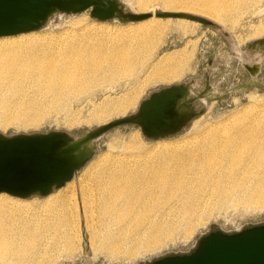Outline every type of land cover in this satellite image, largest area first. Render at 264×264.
<instances>
[{
    "label": "bare ground",
    "instance_id": "1",
    "mask_svg": "<svg viewBox=\"0 0 264 264\" xmlns=\"http://www.w3.org/2000/svg\"><path fill=\"white\" fill-rule=\"evenodd\" d=\"M163 1L164 11L213 16L226 23L230 18L227 12L238 10L250 0ZM140 2L146 6L148 0ZM222 11L226 14H220ZM161 19L153 16L140 21L136 28L141 44L138 48L119 40L90 45L85 37L84 41L71 36L43 40L32 33L20 35L21 39L1 40L0 117L4 122H36L43 112L36 110V99H25L20 109L12 111L11 98L21 99L34 91L59 107L102 80L119 77L133 78L136 84L128 93L104 100L90 119L101 122L125 114L135 106L145 86L179 79L186 69L190 56L183 48L165 54L148 71L145 59L136 58V51L151 46L157 36L192 31L183 23L188 19L179 18L182 22L174 23L172 18L167 22ZM254 33L262 35L264 25ZM252 56L258 66L264 61V50ZM143 72L146 76L141 80ZM248 118L244 121L242 117L226 128L227 134L214 132L197 146L179 149V145L168 143L154 158L139 160L138 154L136 159L109 160L94 173L93 186L83 190L73 205L65 198L55 200L43 204L42 213L0 193V264H53V251L71 253L76 238L84 240L79 231L82 221L94 250L113 255L120 252L131 258L161 247L183 228L191 233L215 202L224 205L243 199L264 205V121Z\"/></svg>",
    "mask_w": 264,
    "mask_h": 264
},
{
    "label": "rangeland",
    "instance_id": "2",
    "mask_svg": "<svg viewBox=\"0 0 264 264\" xmlns=\"http://www.w3.org/2000/svg\"><path fill=\"white\" fill-rule=\"evenodd\" d=\"M118 2L125 12L152 13L155 10L165 9L163 0H148L146 6H143L140 0H118ZM227 13L230 18L226 23H220L213 16L203 15L213 21L215 25L201 24L191 20L183 21L186 26L192 29L191 32L185 35L169 31L157 36L154 43L145 50L142 48L139 52L136 51L137 59H145L146 71L150 70L152 64L165 54L180 51L182 48L189 51L190 58L179 79L155 82L145 86L139 94L135 106L128 109L125 114L113 115L108 120L101 122L90 119L91 114L104 100L116 98L131 91L136 84V80L133 78L119 77L114 81L102 80L88 92L69 97L68 101L59 107H55L51 102L47 103L48 98L42 97L34 91H30L21 99L12 97L10 100L12 111L20 109V105L25 99L32 98L37 101L36 110L43 111L42 117L36 122L25 123L19 120L4 122L1 116L0 133L15 135L65 131L74 136H81L95 127L135 113L141 102L156 90L177 84L191 83L192 96H200L190 103V107L196 112L195 117L179 133L161 138H149L136 124L121 125L106 132L95 141L91 160L63 187L55 189L47 196L35 194L28 198H18L7 193L2 196L12 197L32 209L42 210V213H44L42 205L50 204L55 200L65 198L73 205L76 199L79 201L83 190L87 191L93 186L95 182L93 176L109 160L136 159L138 154L137 159L139 160L148 157L154 158L159 152L158 150L165 148L168 143L169 146L179 145V149H181L180 146H183L182 148L197 146L198 142L216 131L227 134L226 128L234 125L242 117L244 121L246 117L264 121L263 88L259 86L236 87L255 79L264 82V61L259 63L257 72L254 73L250 70L257 64L251 60L252 55L257 51L264 50V42H260V39L264 38V33L254 35L256 28L264 25V0L247 1L238 10L230 14ZM220 14L226 13L222 11ZM161 21L167 22L168 20L162 18ZM170 21L174 23L181 20L172 18ZM140 24L141 22L125 20L119 16L109 20H99L91 16L90 10H87L81 13L55 14L43 27L29 33L39 39L50 40L52 38L54 41L71 37L84 41L86 38L90 45L101 41L111 44V42L119 40L118 43L125 41L138 48L141 44L136 28ZM29 33L7 36L8 38L0 37V41L21 39L20 35ZM249 59L250 61H248ZM145 76L146 73L143 72L139 78L143 80ZM210 89L211 91L208 92ZM207 94H211L209 99L204 98ZM77 200L76 202H78ZM258 224H264V205L261 203L243 199L229 201L224 205L215 202L203 222H198L191 233H185L183 228L167 239V242L161 247L143 251L138 256L130 258L121 255L120 252L113 255L94 250L88 242L89 230L86 228L85 222L82 221L79 231L80 237L82 235L85 237L84 240L77 241L76 238L75 251L71 253L65 252L63 249L53 251V264H145L166 255L191 252L199 238L212 230L235 232ZM84 249L85 251H83Z\"/></svg>",
    "mask_w": 264,
    "mask_h": 264
},
{
    "label": "water",
    "instance_id": "3",
    "mask_svg": "<svg viewBox=\"0 0 264 264\" xmlns=\"http://www.w3.org/2000/svg\"><path fill=\"white\" fill-rule=\"evenodd\" d=\"M87 10L99 20L119 16L140 22L154 15L157 18H183L215 25L208 18L186 12H125L118 0H0V37L36 31L55 14ZM260 42H264V38ZM250 70L255 73L258 66L254 65ZM245 86H259L264 90V82L260 80L236 87ZM191 90L190 84L156 90L141 102L135 113L95 127L81 136L65 131L15 135L0 133V193L18 198L49 195L71 181L91 160L97 139L121 125L136 124L149 138L179 133L196 115L190 103L200 96H192ZM77 145L79 150H71ZM145 264H264V224L235 232L212 230L199 238L191 252L166 255Z\"/></svg>",
    "mask_w": 264,
    "mask_h": 264
},
{
    "label": "snow or ice",
    "instance_id": "4",
    "mask_svg": "<svg viewBox=\"0 0 264 264\" xmlns=\"http://www.w3.org/2000/svg\"><path fill=\"white\" fill-rule=\"evenodd\" d=\"M71 150H79V145H77V146H74V148H73V149H71Z\"/></svg>",
    "mask_w": 264,
    "mask_h": 264
}]
</instances>
